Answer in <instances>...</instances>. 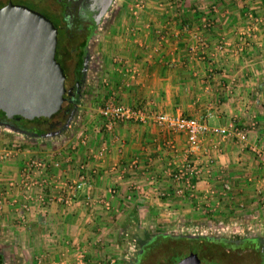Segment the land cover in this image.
Here are the masks:
<instances>
[{
	"label": "crops",
	"instance_id": "0c3cea01",
	"mask_svg": "<svg viewBox=\"0 0 264 264\" xmlns=\"http://www.w3.org/2000/svg\"><path fill=\"white\" fill-rule=\"evenodd\" d=\"M147 3V11L115 19L121 24H112L107 31L104 48L108 51L100 52L96 68L100 76L109 75L112 87L107 97L113 96L119 102L148 112L203 119L212 128L227 126L234 120L249 127L257 120L256 128L250 131V142L264 145V0H151ZM214 3L219 9L213 16L215 25L204 27L203 10ZM251 13L261 18L256 26L250 18ZM251 24L254 26L252 32L249 31ZM161 33L165 34L163 40ZM222 41L227 46L218 50L217 45ZM106 53L111 56L103 63L101 58ZM84 115L87 125L83 132H78L74 143L68 139L58 154L50 150L41 154L51 162L50 173L56 172L63 177L77 176L75 169L81 163H86L88 169L97 168L93 196L106 197L113 186L118 188V196L110 211L98 204L88 206L86 189L74 207L60 204H51L45 210L35 207L24 223L18 222L21 228L35 234L34 242L44 248H38L30 264L43 253H48L43 264L59 261L69 242L87 251L101 239L93 230L116 227L121 223L120 217L124 224L125 219L134 221L138 215L152 212L153 208L162 210L176 206V212L181 213L190 209L189 202L197 208L211 189L216 194L211 201L222 197L220 212L229 213L238 202L249 206L251 209L246 212L251 215L257 205L264 209L252 189L260 180L253 179L252 175L264 177V168L235 140L210 133L202 138L200 149L190 153L187 136L165 125L153 121L120 122L107 128L104 118L105 125H91L97 118L91 109L84 110ZM82 134L88 137L85 144L81 143ZM0 143L4 145L1 137ZM6 145L23 148L22 143ZM74 145L77 149L73 151ZM104 145L108 152L98 158ZM69 153L73 155L72 162H67ZM188 160L204 165L203 176L192 198L175 195L170 175ZM134 161L139 162L137 169L122 177L114 170L116 165L131 167ZM21 166V158L8 161L2 180L17 177ZM221 178L232 182L230 195L220 194ZM260 181L264 183V178ZM134 182L142 184L144 191H133L131 184ZM158 190L167 192V199L159 196ZM5 215L17 221L18 213L14 209ZM105 239H109L108 235ZM87 252L91 254V250ZM92 263L88 255V264Z\"/></svg>",
	"mask_w": 264,
	"mask_h": 264
},
{
	"label": "built area",
	"instance_id": "2783aa9c",
	"mask_svg": "<svg viewBox=\"0 0 264 264\" xmlns=\"http://www.w3.org/2000/svg\"><path fill=\"white\" fill-rule=\"evenodd\" d=\"M149 8L145 0H139L135 3L134 15L138 16L140 12L147 11ZM219 9L216 3L211 4L203 10L201 17L204 27L210 28L215 25V16ZM198 13V12H197ZM251 20L256 24L261 21L260 17H256L254 13L250 14ZM252 25V24H251ZM254 26L249 27L252 32ZM161 39H165V34L161 33ZM227 43L222 41L218 43V50H223ZM101 115L106 120V127L112 128L120 122H136L148 123L153 121L161 125H165L175 132L184 133L187 136L189 144V152L193 153L200 149L202 138L210 133L221 136L223 139L235 140L240 148L244 151L251 152L264 168V145L250 142V131L256 128L257 120L250 123L248 126H242L236 120L232 121L227 126L212 128L208 122L195 117H186L182 115H171L168 113L148 112L141 107H136L123 102H119L115 97L111 96L100 110ZM81 143L85 144L88 137L84 134L80 136ZM73 151L77 146H73ZM108 152V147L104 145L97 154L98 158H103ZM21 158L22 166L19 169L18 176L8 180H2L4 166L8 161ZM73 161L72 153L67 156V162ZM138 161H134L131 167L121 168L119 165L114 167V170L120 172L122 177L129 171L137 169ZM86 163L78 165L77 176L63 177L61 174L51 171V162L49 159L32 153L29 150L21 148L20 145L15 147L3 145L0 143V216L5 215L10 209H14L18 213L17 222L24 223L28 215L35 207H40L43 210L48 209L51 204H60L66 208L74 207L79 202L81 193L86 189L87 194L85 203L88 206L101 205L107 211L113 208V200L118 196V188L113 186L108 189V196L95 198L92 194L94 188V178L98 174L97 168L88 169ZM204 165L201 163L191 162L190 160L183 167L171 171V177L175 184V195L179 197H194L197 191V182L202 178ZM253 178V177H252ZM255 179V178H253ZM253 179L250 178V181ZM222 196L230 195L233 192V184L230 180L221 178ZM152 184L155 186L153 180ZM257 193L259 201L264 204V183L257 181ZM131 189L137 193L144 191L142 184L134 182L131 184ZM156 189H158L156 187ZM159 196L164 200L167 199V192L158 190ZM216 195L211 189L206 192L203 202L198 204L199 209H204L207 212H218L221 206V198L217 201H211L212 196ZM243 206V204H241ZM102 239H99V242ZM48 253H43L35 257L34 264H43L47 259ZM110 261V262H109ZM115 259L108 260L106 264H114ZM51 264H88V254L84 248L75 247L68 243L66 251L62 258L55 262L49 261Z\"/></svg>",
	"mask_w": 264,
	"mask_h": 264
},
{
	"label": "rangeland",
	"instance_id": "374dc122",
	"mask_svg": "<svg viewBox=\"0 0 264 264\" xmlns=\"http://www.w3.org/2000/svg\"><path fill=\"white\" fill-rule=\"evenodd\" d=\"M136 1L138 0H129L128 3L124 5L121 4L118 7L120 9V14L117 20L118 18L122 20L132 15L135 11ZM149 1L151 0H145V2ZM31 7L33 8L35 6L32 5ZM112 21L113 20H110L108 27H106L105 30H100L94 37L92 52L95 54V57L91 54L93 57V64L90 68L89 81L86 84L83 96L85 102L81 103L82 105L76 121L70 124L61 135L43 139L30 138L0 126V137L4 145L8 143H22L25 150L36 152L35 154L39 156H44L41 154L44 150L54 151L58 154V151L60 152L68 139L74 143L78 132H83V128L86 127L87 123L86 121L84 122V110L87 111L91 109V112L97 115V118L92 120L91 125H105L103 117L96 111L101 110L102 106L107 102L109 98L107 97V91L112 87V84L110 83L109 75L105 73L104 76H100L96 73L98 72L96 68L98 67L97 59H100V52L108 51L107 48H104V45H107V31L109 28H112L110 27L112 24L116 26L121 24ZM110 56L111 54L109 55L106 53L103 59L101 58V61L104 63V60L110 58ZM68 65L71 70L72 64L68 63ZM108 95L110 94L108 93ZM83 104L86 105L83 107ZM251 174L252 172L249 173V175ZM257 175L258 174L252 176L260 180L264 178ZM253 188L258 195L257 187L255 188V186H253L252 189ZM179 200H174V202L179 203ZM182 200L185 202L189 201ZM240 203L238 202L236 204L237 206H233V209H231L229 213L220 211L215 213L207 212L204 209L193 208L194 205L192 206L189 202L191 211L185 207L186 210L184 212L178 213L176 212V206L163 208L162 210L153 208L152 212L138 215V219L134 221L127 222L125 219L123 222L124 224H122L123 218L120 217L121 223H118L116 227H109L107 230L103 228L104 231L103 229L102 231L93 230L94 234L97 235L96 237H101L102 240L96 242L90 249H87V251L91 250V254L87 253L90 255V259L93 262L92 264H106L108 260L112 259L116 260L114 264H135L136 257L141 250L139 245H141V243H147L149 240V242L153 243V241H155L154 236L161 233L177 236H209L223 240H231L230 242L233 243L236 241H245L253 237L264 240V209L261 208V205H257V207L254 208L256 211L253 210L254 212L251 215L246 212V209L250 210L251 208L245 205L241 206ZM28 225L29 223H27V226ZM19 226L20 224L13 216H0V250L5 254L4 264H30L31 259L38 253V248H43L40 246L41 244L37 245L34 242L35 234H31L25 227L21 228L22 225ZM100 233L102 236H99ZM109 233H112L111 237H109ZM107 235L109 239H105ZM167 250L168 249H163L159 252L156 251L153 256L155 257L154 260L156 261L158 259V254L163 255V253H168ZM206 252L207 254H213L215 258L223 256L228 264H264V255H259V258H261V261H259L258 256L253 252H230L229 249L225 250L218 248L216 245H208L206 247Z\"/></svg>",
	"mask_w": 264,
	"mask_h": 264
},
{
	"label": "flooded vegetation",
	"instance_id": "af4514ba",
	"mask_svg": "<svg viewBox=\"0 0 264 264\" xmlns=\"http://www.w3.org/2000/svg\"><path fill=\"white\" fill-rule=\"evenodd\" d=\"M11 2L29 7L33 5L35 6L33 9L45 14L54 22L58 28L57 58L59 57L58 60L62 63L67 76V92L63 108L50 121L21 120L14 117L11 123L26 130V136L35 139H43L42 135L55 134L58 131L64 133L65 126L74 123L80 112L93 64L94 37L100 30L108 27L110 20L117 19L120 14L118 7L128 3L129 0H0V7ZM68 63L72 64V72ZM0 120L5 121L1 110ZM163 235L161 233L154 236L152 247L147 248L152 243L149 242L150 240L139 245L141 250L135 264H228L223 256L215 258L213 254H207L208 245L229 249L230 252H253L258 256L259 261H261L259 255H264V240L256 237L233 243L230 242L231 240L208 238L209 236L172 235L171 238L158 239ZM235 243H237L236 247L233 246ZM163 249H168V253L158 254V259L155 261L154 254Z\"/></svg>",
	"mask_w": 264,
	"mask_h": 264
},
{
	"label": "water",
	"instance_id": "95a60500",
	"mask_svg": "<svg viewBox=\"0 0 264 264\" xmlns=\"http://www.w3.org/2000/svg\"><path fill=\"white\" fill-rule=\"evenodd\" d=\"M57 50L58 28L45 14L12 2L0 7V126L26 135L14 117L47 122L61 111L67 76Z\"/></svg>",
	"mask_w": 264,
	"mask_h": 264
},
{
	"label": "trees",
	"instance_id": "16d2710c",
	"mask_svg": "<svg viewBox=\"0 0 264 264\" xmlns=\"http://www.w3.org/2000/svg\"><path fill=\"white\" fill-rule=\"evenodd\" d=\"M163 234L164 235L163 236H159L158 239H161V238L164 239V238H171L172 237L171 234H168V233H163ZM208 238H211V237H208ZM213 240H215V239H213ZM261 240H259V241L261 242ZM138 243H140V242H138ZM152 245H153V243H151L150 245H148L147 248L152 247ZM233 246L236 247L237 246V243H235V245H233ZM4 263H5V254H4V252L2 250H0V264H4Z\"/></svg>",
	"mask_w": 264,
	"mask_h": 264
}]
</instances>
